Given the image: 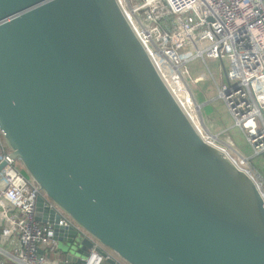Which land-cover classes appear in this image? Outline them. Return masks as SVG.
Returning <instances> with one entry per match:
<instances>
[{
	"label": "water",
	"instance_id": "95a60500",
	"mask_svg": "<svg viewBox=\"0 0 264 264\" xmlns=\"http://www.w3.org/2000/svg\"><path fill=\"white\" fill-rule=\"evenodd\" d=\"M0 129L58 264L94 240L130 264H264L254 178L204 138L119 0H0Z\"/></svg>",
	"mask_w": 264,
	"mask_h": 264
},
{
	"label": "built area",
	"instance_id": "2783aa9c",
	"mask_svg": "<svg viewBox=\"0 0 264 264\" xmlns=\"http://www.w3.org/2000/svg\"><path fill=\"white\" fill-rule=\"evenodd\" d=\"M119 3L204 138L231 155L254 178L264 201V178L256 176L249 158L233 149L231 138L223 145L218 136L207 134L196 123L200 106L187 85L189 72L185 67L198 56L228 58L227 85L219 88V95L255 153L263 152L264 0H141L138 6H133L132 0H119ZM188 44L194 46L195 53L189 49L180 52ZM3 162L5 165L0 171L2 234L16 233L18 248L14 261L0 260V264H52L47 254L56 252L54 223L37 219V198L42 192L11 157L0 129V164ZM46 206L60 214L59 226H73L91 238L54 202L47 200ZM94 242L85 264H106L108 258L115 260L114 264H130L114 253L104 256L96 249L99 244Z\"/></svg>",
	"mask_w": 264,
	"mask_h": 264
},
{
	"label": "rangeland",
	"instance_id": "374dc122",
	"mask_svg": "<svg viewBox=\"0 0 264 264\" xmlns=\"http://www.w3.org/2000/svg\"><path fill=\"white\" fill-rule=\"evenodd\" d=\"M140 2L141 0H132L133 6H138ZM188 49L192 50L194 53L196 52L192 44L186 45L180 52ZM229 66L228 58H223L221 60L208 57L207 55L204 57H195L185 64L189 72L186 75L187 85L200 106V114H198L197 117L195 116V120L201 128L210 126L211 129L214 130H217V122L224 123L221 127L228 128L227 131L229 134L224 133L223 137L227 139L230 135L233 141V149L240 155L249 158L250 168L255 171L258 178H263L264 151L259 154L255 153L254 148L248 142L242 130L234 124L223 98L219 95V88L226 87L227 85L225 71ZM197 75L203 76L200 80L195 81L194 79ZM23 172L26 177L30 179L24 170Z\"/></svg>",
	"mask_w": 264,
	"mask_h": 264
},
{
	"label": "crops",
	"instance_id": "0c3cea01",
	"mask_svg": "<svg viewBox=\"0 0 264 264\" xmlns=\"http://www.w3.org/2000/svg\"><path fill=\"white\" fill-rule=\"evenodd\" d=\"M202 76L197 75V77L194 80L198 81L202 78ZM205 104H208V103H205ZM222 125H224V123H218L217 122V124H216L217 130L211 129L210 126H205L204 131L207 134L218 136L219 142L224 145V142H226L227 139H225V137H223V134L224 133L229 134V133L227 131L228 128L221 127ZM229 138H230V135H229ZM3 224L4 223L0 218V260L14 261L16 249L18 248L17 234L14 233V234H10L8 236H4L2 234V229L4 226ZM47 255L50 258L52 264H58L57 263L58 262L57 252L52 251L51 253L49 252ZM106 264H109V263H106Z\"/></svg>",
	"mask_w": 264,
	"mask_h": 264
},
{
	"label": "bare ground",
	"instance_id": "6f19581e",
	"mask_svg": "<svg viewBox=\"0 0 264 264\" xmlns=\"http://www.w3.org/2000/svg\"><path fill=\"white\" fill-rule=\"evenodd\" d=\"M223 142V141H222ZM225 143V142H224Z\"/></svg>",
	"mask_w": 264,
	"mask_h": 264
}]
</instances>
